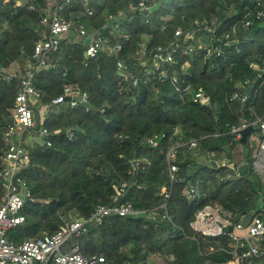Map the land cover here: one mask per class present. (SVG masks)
<instances>
[{
	"label": "trees",
	"instance_id": "16d2710c",
	"mask_svg": "<svg viewBox=\"0 0 264 264\" xmlns=\"http://www.w3.org/2000/svg\"><path fill=\"white\" fill-rule=\"evenodd\" d=\"M31 1L35 9L18 5L16 0H0V69L14 72L12 80L0 82V163L7 149L4 134L12 119L21 77L35 59V45L42 39L39 17L50 3ZM138 1L91 0L94 14L88 16L81 0H74L63 13L81 20L89 32H101L105 26L104 35L111 43L123 45L120 57L132 73L142 76H149L152 48L170 41L178 27H189L195 19L219 20V30H229L235 25L241 27L251 11L254 24L240 31L239 46L225 49L219 57L179 54L177 81L151 79L136 87L123 82L117 57L111 51L89 56L84 37L75 30L64 35L58 49L48 54V65L34 77L41 99L33 106L37 127L32 133L47 127L54 133L52 145L26 143L31 159L22 176L32 190V199L22 211L25 221L11 227L7 236L20 244L56 232L72 216L88 218L99 204H111L112 194L127 181L124 199L140 211L110 215L103 224L73 236L66 247L79 244L84 255L103 254L109 264H147L158 252L174 256L167 264H224L231 258L229 235L206 236L195 231L191 223L207 204H221L234 221L244 215L251 218L264 207V179L253 168L251 133L242 142L231 132L233 126L264 115V83L248 103L231 100L236 89L254 90L260 85L250 61L264 60V27L257 18L258 10H264V0L261 6L257 0H226L225 10L223 0H167L152 13L130 10ZM119 11H124L120 22L107 20ZM144 35L151 37L148 55L141 62L133 55ZM186 62L190 66L183 70ZM247 78L252 79L251 85L238 88ZM67 84L87 93V101L75 106L68 99L55 104L54 99ZM199 87L208 97L205 103L193 100L192 92ZM44 107L49 112L43 118ZM160 133L165 136L151 145L148 139ZM193 138L198 140L201 156H194L186 145ZM174 145H180L177 174L182 179L172 183L166 153ZM239 146V154L249 165L242 177L223 179L226 168L209 162V154L232 158ZM186 180L201 188L200 196L191 204L183 195ZM164 186L171 190L169 197L162 192ZM5 192L0 188V203ZM164 203L169 218L163 216ZM47 264L54 263L49 260Z\"/></svg>",
	"mask_w": 264,
	"mask_h": 264
},
{
	"label": "built area",
	"instance_id": "2783aa9c",
	"mask_svg": "<svg viewBox=\"0 0 264 264\" xmlns=\"http://www.w3.org/2000/svg\"><path fill=\"white\" fill-rule=\"evenodd\" d=\"M18 5H28L31 9L36 6L31 0H16ZM74 0H50V3L44 7L39 17V23L43 28L42 39L35 45L33 59L29 63L27 73L22 75L20 89L12 109V119L8 124L4 134V141L7 145L5 153L2 155L0 163V188L5 189V194L0 203V264H47L52 260L54 264H109L103 254H94L86 256L81 252L79 244H73L68 247L67 243L73 236H79L86 233L92 225L103 224L106 217L110 215L126 216L136 214L137 210L133 203L124 199L128 182L121 183L116 192L111 196V204L101 203L97 206L95 212L88 218L72 216L54 233H44L38 238L26 239L20 244L13 243L7 236V231L16 225L23 223L26 219L23 209L27 200L32 199V190L28 187L26 179L22 176V171L29 166L30 153L26 147V137L32 131L36 130L37 120L34 116L33 106L39 103L41 92L34 84L36 73L46 65L47 56L50 52L58 49L60 41L64 35L72 30L86 39V51L89 56H95L100 51H111L117 57V66L122 74V80L127 82V86L136 87L142 83H147L151 79L163 82L168 79L177 81L178 70L176 68L179 54L205 55L206 58H216L224 53V50L232 46H239L242 42L240 31L249 29L254 24V19L250 17L251 11L245 15L241 27L235 25L232 29H221L219 20L195 19L189 27H178L170 41L165 44H158L152 48L151 63L148 68L149 76L134 74L130 70L129 64L120 57L123 50L122 43L113 45L110 38L104 35L105 26L101 32H89L81 20H74L64 15L63 10ZM167 0H139L130 6V10H136L144 13H152L160 4ZM85 8V14L91 16L94 9L91 6V0H81ZM257 5L261 6L262 1L257 0ZM223 8H228L226 0H223ZM124 11L117 14H110L108 21H121ZM257 18L262 19L261 25L264 27V10L259 9ZM118 26V25H117ZM118 32L126 39L129 34ZM97 34V36H95ZM151 35H144L140 44V49L134 58L143 62L148 55V41ZM148 59V58H147ZM190 66L186 62L183 70ZM250 67L256 71L260 79V85L254 86V90L241 91L236 89L231 100H240L246 104L249 102L254 91L264 83V60L250 61ZM14 72L10 69H0V82L3 80H12ZM252 79L247 78L240 82L239 86L251 85ZM194 102L205 103L208 100L203 87H199L192 92ZM70 100L71 105L87 101V93L82 92L75 85H65L61 95L54 99L55 104ZM249 126H254L259 132L256 139V153L253 161V168L264 179V115L258 116L253 121H243L241 124L233 126L231 132L235 140H241L243 130ZM54 133L43 126L37 130L36 138L43 139V143L52 145L51 136ZM73 136V132H70ZM160 136L165 134H156L150 137L148 142L151 145H157ZM188 149L194 156H201L198 140L193 138L186 142ZM180 145L171 146L167 153L170 180L174 183L181 180L178 177L180 168L178 163V151ZM208 161L215 164L218 168H226V174L223 179L242 177L243 169L247 162L237 164L227 156H217L212 152L209 154ZM136 166L135 160L132 162ZM249 165V164H248ZM162 192L169 197L171 190L167 186L162 187ZM201 194V188L198 183L185 182L183 195L187 197L191 204ZM164 217H170L167 209V203H164ZM195 231L206 236H219L228 234L231 238V249L229 253L231 258L224 264H248L256 258H264V207L262 211L251 218H240L234 221L232 213L226 210L221 204H207L197 211L195 219L192 221ZM232 226L231 231L228 228ZM226 228V230H225ZM211 250H214L212 247ZM159 262L157 264H167V260H172L173 255L158 252L155 254ZM217 264V263H214Z\"/></svg>",
	"mask_w": 264,
	"mask_h": 264
},
{
	"label": "crops",
	"instance_id": "0c3cea01",
	"mask_svg": "<svg viewBox=\"0 0 264 264\" xmlns=\"http://www.w3.org/2000/svg\"><path fill=\"white\" fill-rule=\"evenodd\" d=\"M48 112H49V108L48 107H44L42 110H41V113H42V117L44 118V117H46L47 116V114H48ZM254 132V133H253ZM36 135V134H35ZM34 135V133H30V134H28V136L26 137V141L28 142V143H30V142H33V141H39V139L38 138H36V136ZM258 135H259V132L257 131V130H255V131H252L251 132V135H250V137H249V139H250V141H249V143H250V145L253 147V146H255V150H253V157H255L254 155H255V153H256V149H257V147H256V145H257V143H256V139H257V137H258ZM253 136V137H252ZM245 160H242V162L241 163H243ZM245 162H247V161H245ZM245 166H248V162H247V164L245 165ZM242 218H250L248 215H244V216H242ZM259 260H256V259H253V260H251L249 263H251L252 261H261V260H263L264 258H258ZM248 263V264H249ZM11 264V263H10Z\"/></svg>",
	"mask_w": 264,
	"mask_h": 264
},
{
	"label": "rangeland",
	"instance_id": "374dc122",
	"mask_svg": "<svg viewBox=\"0 0 264 264\" xmlns=\"http://www.w3.org/2000/svg\"><path fill=\"white\" fill-rule=\"evenodd\" d=\"M73 31H70L69 33H71ZM254 133V132H253ZM253 137V136H252ZM43 139H40L39 142H42L43 143ZM253 150H255V146L252 147ZM241 147L239 146L238 149H235V151L233 152V156H232V160H234L235 163L237 164H240L242 162V155L239 154L241 152ZM159 262L158 258L155 257V255H152L148 261H147V264H157Z\"/></svg>",
	"mask_w": 264,
	"mask_h": 264
},
{
	"label": "water",
	"instance_id": "95a60500",
	"mask_svg": "<svg viewBox=\"0 0 264 264\" xmlns=\"http://www.w3.org/2000/svg\"><path fill=\"white\" fill-rule=\"evenodd\" d=\"M95 36H97V34H95ZM255 130H256V129H255L254 126H249L248 128L244 129V130H243V136H242V138H241V141H242V142H246V141L248 140V136H249V134H250L252 131H255ZM232 229H233L232 226H230V227L228 228L229 231H231ZM225 230H226V228H225ZM249 264H264V259L261 260V261H252V262L249 263Z\"/></svg>",
	"mask_w": 264,
	"mask_h": 264
}]
</instances>
